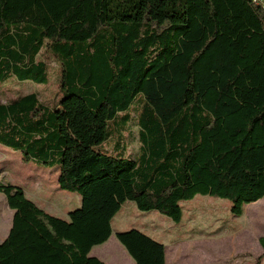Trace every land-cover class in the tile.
<instances>
[{"label":"trees","instance_id":"obj_1","mask_svg":"<svg viewBox=\"0 0 264 264\" xmlns=\"http://www.w3.org/2000/svg\"><path fill=\"white\" fill-rule=\"evenodd\" d=\"M13 81L36 89L7 99ZM86 110L103 114V143L82 156L70 152L60 116L81 121ZM0 145L57 168L58 189L81 199L62 219L0 182L13 211L0 264H104L90 252L127 201L178 223L183 203L209 196L241 216L264 198V7L0 0ZM115 238L134 264H165L166 247L143 231Z\"/></svg>","mask_w":264,"mask_h":264},{"label":"rangeland","instance_id":"obj_2","mask_svg":"<svg viewBox=\"0 0 264 264\" xmlns=\"http://www.w3.org/2000/svg\"><path fill=\"white\" fill-rule=\"evenodd\" d=\"M35 89L33 85L23 89L13 82L2 87L7 99ZM101 114L92 117L88 113L89 117L81 121H70L62 116L70 152L83 148L84 156L103 143L101 120L104 116ZM136 133V127H131L127 138V153L132 157L138 154ZM0 168L4 171L1 183L22 188L28 199L51 215L68 219V213L80 207L78 194L58 189L57 168L24 160L21 153L1 145ZM230 205L225 199L196 196L182 204V218L175 223L156 211L141 212L127 201L111 221L112 235L108 242L92 248L90 255L104 264H134L115 234L137 229L166 247L167 264H264L258 242L264 236V198L245 205L241 216H233ZM12 213L0 194V241L8 233Z\"/></svg>","mask_w":264,"mask_h":264},{"label":"crops","instance_id":"obj_3","mask_svg":"<svg viewBox=\"0 0 264 264\" xmlns=\"http://www.w3.org/2000/svg\"><path fill=\"white\" fill-rule=\"evenodd\" d=\"M11 83H12V82H11ZM13 83L17 84L18 86H20V87L23 88V89H25V87H27V86H29V87L31 86L30 83H17L16 81H13ZM7 85H8V84H7ZM31 91H33V90H31ZM31 91H26V92L29 93V92H31ZM27 93L24 92L23 94H27ZM70 101H75V99H74V100H73V99H72V100H69V101H67V103L70 102ZM76 101H77V100H76ZM77 102H79V101H77ZM79 103H80V102H79ZM64 104H66V103H64ZM64 104H63V105H64ZM61 119H62V116H61ZM81 152L83 153V152H85V151H80V152L77 151V152H76V155L81 154ZM68 155H69L70 157H73L71 153L68 154ZM3 172H4V171H3ZM1 175H3V173H2ZM1 175H0V176H1ZM11 211H12V210H11ZM12 212H13V211H12ZM12 215H13V213H12ZM11 220H12V217H11ZM10 227H11V226H10ZM9 229H10V228H9ZM8 231H9V230H8ZM7 234H8V233H7ZM6 237H7V235L4 237V239H5ZM4 239H3V240H4ZM3 240H2V241H3ZM108 240H109V239H108ZM2 241H0V243H1ZM107 242H108V241H107ZM107 242H106V243H107ZM90 253H91V252H90ZM165 264H167L166 254H165Z\"/></svg>","mask_w":264,"mask_h":264},{"label":"built area","instance_id":"obj_4","mask_svg":"<svg viewBox=\"0 0 264 264\" xmlns=\"http://www.w3.org/2000/svg\"><path fill=\"white\" fill-rule=\"evenodd\" d=\"M255 2L264 7V0H255Z\"/></svg>","mask_w":264,"mask_h":264}]
</instances>
